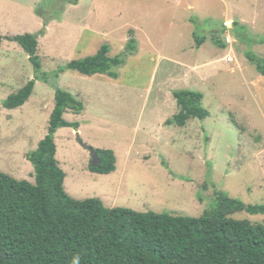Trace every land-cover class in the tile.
Instances as JSON below:
<instances>
[{"label":"rangeland","instance_id":"1","mask_svg":"<svg viewBox=\"0 0 264 264\" xmlns=\"http://www.w3.org/2000/svg\"><path fill=\"white\" fill-rule=\"evenodd\" d=\"M44 23L37 71L5 38L38 34ZM194 34L204 39L200 47ZM0 36V173L34 182L27 155L47 134L59 88L83 105L63 115L78 129L54 134L72 199L191 217L213 206L215 191L245 205L264 203V77L246 57L264 59V0H0ZM131 38L136 49L125 51ZM104 44L109 57L124 60L115 79L65 69ZM30 80L22 106L2 107ZM179 90L200 93L208 116L168 124ZM78 138L112 151L115 170L90 172ZM231 217L264 225V215Z\"/></svg>","mask_w":264,"mask_h":264},{"label":"trees","instance_id":"2","mask_svg":"<svg viewBox=\"0 0 264 264\" xmlns=\"http://www.w3.org/2000/svg\"><path fill=\"white\" fill-rule=\"evenodd\" d=\"M76 2L78 0H75ZM236 26L237 23L233 22ZM38 34L6 37L16 43L38 71ZM200 47L204 39L196 38ZM212 40L223 47L219 40ZM136 41L128 40L125 51H135ZM104 44L92 56L67 63L65 69L84 76L106 75L123 64L109 57ZM246 57L264 77V59L252 53ZM35 82L30 80L2 103L6 109L22 106L31 96ZM178 113L167 123L183 127L189 119L202 120V95L189 90L173 92ZM83 105L59 88L46 136L27 160L34 171V182L16 180L0 173V264H264V225L233 219L237 212L264 215V203L245 205L227 194L215 191L214 204L198 217L168 213L137 212L128 208H106L97 198L72 199L63 187L54 134L60 128L78 129L63 115L79 114ZM99 163L88 169L107 175L115 170L112 151L94 149Z\"/></svg>","mask_w":264,"mask_h":264},{"label":"water","instance_id":"3","mask_svg":"<svg viewBox=\"0 0 264 264\" xmlns=\"http://www.w3.org/2000/svg\"><path fill=\"white\" fill-rule=\"evenodd\" d=\"M0 38H1V36H0ZM77 137H78V135H77ZM78 142L80 143L79 138H78ZM80 145H81L85 150H87V151L90 153L91 166H93V167L97 166L98 163H99V158H98V155H97V153L95 152V150L92 149L91 147L85 145V144L80 143Z\"/></svg>","mask_w":264,"mask_h":264},{"label":"built area","instance_id":"4","mask_svg":"<svg viewBox=\"0 0 264 264\" xmlns=\"http://www.w3.org/2000/svg\"><path fill=\"white\" fill-rule=\"evenodd\" d=\"M227 41H229V40H227Z\"/></svg>","mask_w":264,"mask_h":264}]
</instances>
